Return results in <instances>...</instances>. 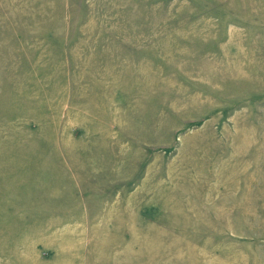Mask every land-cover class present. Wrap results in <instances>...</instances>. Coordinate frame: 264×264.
Here are the masks:
<instances>
[{"label":"rangeland","instance_id":"1","mask_svg":"<svg viewBox=\"0 0 264 264\" xmlns=\"http://www.w3.org/2000/svg\"><path fill=\"white\" fill-rule=\"evenodd\" d=\"M181 260L264 264V0H0V264Z\"/></svg>","mask_w":264,"mask_h":264},{"label":"bare ground","instance_id":"2","mask_svg":"<svg viewBox=\"0 0 264 264\" xmlns=\"http://www.w3.org/2000/svg\"><path fill=\"white\" fill-rule=\"evenodd\" d=\"M173 67H179V66H177V65H173ZM186 75V74H185ZM182 78V77H181ZM187 79V78H186ZM186 79H184V82L186 81ZM176 94V93H175ZM178 94V93H177ZM193 211H197V210H193ZM209 212V213H211V207L209 206V207H204L201 211H198V212H204V213H206V212ZM238 211V210H237ZM203 213V214H204ZM192 214H197V212H194V213H192ZM216 214H215V209H214V213H213V215L212 216H215ZM212 222V221H211ZM219 223V224H218ZM225 225H227V224H224V222L223 221H218L217 223H215L214 221L212 222V224L210 225V226H212V227H215V229H217V230H223V231H225V229H228V230H230V228H224V226ZM219 226H221V227H219ZM210 230H211V232H214V234H217L215 231H213L211 228H209ZM183 230L185 231L186 230V228H183ZM207 234H208V232H207ZM216 236V235H215ZM196 241H197V245L200 247V243L202 242V240H200V238H196ZM182 244H184L185 246H187V244H188V242H183ZM202 244H204V243H202ZM188 246H190V245H188ZM204 246L205 247H209V246H207V245H205L204 244ZM192 247V246H191ZM210 249V248H209ZM193 251H195V250H193ZM192 251V252H193ZM161 252H163V250L161 251ZM189 256V255H188ZM198 259H193V262H196ZM182 261V263L183 264H185V262L183 261V260H181ZM199 261L201 262V263H205V261H208V257L206 256L205 257V255H203L200 259H199Z\"/></svg>","mask_w":264,"mask_h":264}]
</instances>
